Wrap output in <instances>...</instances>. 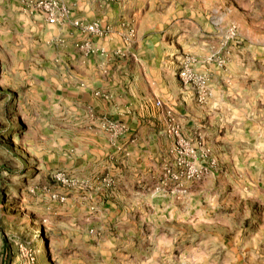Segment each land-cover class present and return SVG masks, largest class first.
<instances>
[{"label":"rangeland","instance_id":"rangeland-1","mask_svg":"<svg viewBox=\"0 0 264 264\" xmlns=\"http://www.w3.org/2000/svg\"><path fill=\"white\" fill-rule=\"evenodd\" d=\"M86 4L0 0V264H264V0Z\"/></svg>","mask_w":264,"mask_h":264},{"label":"crops","instance_id":"crops-1","mask_svg":"<svg viewBox=\"0 0 264 264\" xmlns=\"http://www.w3.org/2000/svg\"><path fill=\"white\" fill-rule=\"evenodd\" d=\"M88 1L92 2V5L94 7H98V8H103L104 5L107 3V0H76V5L78 8H84L86 6H88V4H86ZM68 27H73V25L71 23L67 24ZM106 45L108 46L109 50L108 53L106 54L105 57H98L95 60V65L97 68V71L99 72L98 75H120L119 72H122V75H124V78H126L128 81L131 77L133 78H140L144 81H148L150 83H157V81L162 82V84H166L167 83V79L169 75H132L131 73V69H130V65L127 64L126 60H122L120 62H114L112 55L114 54L115 50L110 48V43L105 42ZM82 63V59H79V64ZM114 65H116L115 68ZM114 79L116 80H120V78L115 77ZM117 87H120V85H118Z\"/></svg>","mask_w":264,"mask_h":264},{"label":"built area","instance_id":"built-area-1","mask_svg":"<svg viewBox=\"0 0 264 264\" xmlns=\"http://www.w3.org/2000/svg\"><path fill=\"white\" fill-rule=\"evenodd\" d=\"M68 9L66 7H61V9H57L56 6H54L51 9V12L49 16L47 17V21L49 23H57L61 19H66L68 16ZM74 26L78 27L79 29L86 31L88 33H94L99 36H102L104 34L103 28L99 25L98 22L93 23H85L82 20H75L73 21ZM105 48L101 47V51H104Z\"/></svg>","mask_w":264,"mask_h":264}]
</instances>
